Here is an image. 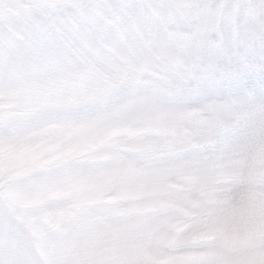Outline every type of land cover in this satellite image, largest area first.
<instances>
[{"label": "clouds", "instance_id": "1", "mask_svg": "<svg viewBox=\"0 0 264 264\" xmlns=\"http://www.w3.org/2000/svg\"><path fill=\"white\" fill-rule=\"evenodd\" d=\"M191 253L264 264V0H0V264Z\"/></svg>", "mask_w": 264, "mask_h": 264}, {"label": "snow or ice", "instance_id": "2", "mask_svg": "<svg viewBox=\"0 0 264 264\" xmlns=\"http://www.w3.org/2000/svg\"><path fill=\"white\" fill-rule=\"evenodd\" d=\"M239 76L232 79V83H236L239 80ZM176 264H200V257L194 253L186 254L176 261Z\"/></svg>", "mask_w": 264, "mask_h": 264}]
</instances>
